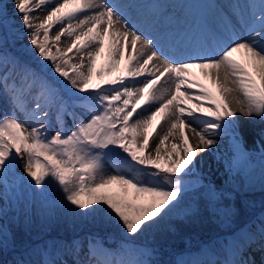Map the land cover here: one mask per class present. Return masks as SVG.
Segmentation results:
<instances>
[{
	"label": "snow or ice",
	"instance_id": "snow-or-ice-1",
	"mask_svg": "<svg viewBox=\"0 0 264 264\" xmlns=\"http://www.w3.org/2000/svg\"><path fill=\"white\" fill-rule=\"evenodd\" d=\"M10 3L11 15L9 4L0 0V103L12 109L0 117V184L5 189L14 166L23 161L27 179L21 183L41 195L55 187L69 210L83 217L100 215L135 237L178 207L198 151L228 137L234 157L229 170L246 162L245 133L236 117L264 122V0L200 5L215 9L213 20L175 34L163 23L176 17L168 3ZM41 11L46 15L39 19ZM134 11L136 22L130 15ZM62 37L69 40L64 49ZM25 38L20 53L4 51L10 39ZM238 53L242 59H236ZM17 112L24 114L23 121ZM66 118L72 120L67 130ZM185 129L198 138L195 145ZM177 133L180 143L169 148ZM106 160L114 172H105ZM225 195L209 190L211 200ZM239 213L225 201V218ZM6 243L0 225V250ZM131 251L114 253L90 244L83 264H153L145 258L148 252L129 258ZM228 251L224 264H264V215L242 229Z\"/></svg>",
	"mask_w": 264,
	"mask_h": 264
},
{
	"label": "rangeland",
	"instance_id": "rangeland-1",
	"mask_svg": "<svg viewBox=\"0 0 264 264\" xmlns=\"http://www.w3.org/2000/svg\"><path fill=\"white\" fill-rule=\"evenodd\" d=\"M21 44H27V42L24 39L22 41L10 39L4 51L8 55L18 54L22 51ZM24 59L34 65L31 56H25ZM29 106H31V101H29ZM233 107H235L234 104ZM76 111L79 114L81 110L77 109ZM11 114V107L6 103H0V117ZM16 115L21 121L25 119L23 113L17 112ZM240 117L241 116L238 114L236 117L238 121L243 118ZM253 121L256 123L258 122L255 119ZM256 123H253V125L260 124L264 126V123ZM243 124L244 123H240V126ZM65 127L66 130L72 127L71 118H66ZM53 130H55V126ZM226 141H228L226 137L220 138L219 143L210 150L214 153L213 155L218 160L219 165L225 164L230 166L234 158L230 157L226 160V158L222 156L223 152L227 150L222 145V142ZM245 153L255 156L260 160L257 164L258 167L255 166L251 169L253 170V174L251 175H255L254 173L259 169H264V152L262 154H257L245 145ZM121 154L123 155V153ZM229 160L231 161L228 162ZM22 163L23 161L18 162L9 174V186L7 189H5L3 184H0V209H3V213L0 214V225H2L3 233L7 237L6 246L0 250V259L15 257L16 261L21 260L24 264H46V262L50 260H55L56 264H76L79 260L83 264V262L88 259V248L90 244H99L104 249L114 253H119L122 249L132 250L129 258H136L139 252H148L147 248L144 247L145 245L137 240L131 241L123 239L116 244L115 249L102 245L91 233L95 234L96 229L101 227L100 225L109 222L102 216L83 217L77 212L69 210L70 206L62 201V193L55 187L47 189L45 193L41 195L38 190L29 187L27 184L21 183L20 181L22 178L27 179L21 166ZM244 164L245 163L240 165L239 168L231 171L229 167H227V171L225 170L226 175L224 174L221 180L219 179L216 181H210L207 176L202 174L203 171L200 170L201 168L197 166L193 175L185 177L188 191L183 194V200L177 207L179 210L175 209L171 215H178L181 214V212H191L189 215L195 214V212L198 211V203L195 202L194 197L200 198L202 202L210 200L209 190H220L221 188H225L233 192L236 190L245 192L248 188L257 185L255 179L248 182L245 180L247 178H241L242 171H246ZM241 169L242 171H240ZM104 170L106 173L115 171L112 163L107 160L104 162ZM227 193L228 191H226V194ZM193 194H195V196ZM227 196L229 197V195ZM183 202L185 203L183 204ZM185 204L187 206H184ZM221 211L222 208H219L217 212L212 213V218L222 217ZM252 213L253 215L250 221L244 223L242 227L232 229L230 226L223 227L226 233L218 236L214 235V237L210 236L205 243L199 244L197 247H190L184 251L173 254L168 259L169 264H197L195 261L199 258H203L205 254L208 253L211 245H214L216 240L220 238L226 239V241L229 240V244L234 246L241 235V230L252 227L258 222L259 218L264 215V202L261 207L253 209ZM189 215L185 216L184 220L188 219ZM91 219H98L99 221V223L93 224L94 228L87 226L85 223V220L90 221ZM166 220L168 219L166 218L165 221ZM5 221L10 223L13 227L18 226L16 228L20 234H18L19 239L15 244H13V242L10 243L11 238L8 235V230H6V227L3 225ZM221 222L222 221H219L218 223L220 224ZM160 224L163 230H165V228L166 230L168 229L165 223ZM112 225L114 226L115 223ZM189 230L190 228L186 229L185 232L188 233ZM66 232L70 233L71 237L64 238L63 236ZM102 232L109 233L105 231V229H102ZM145 258L148 259V256Z\"/></svg>",
	"mask_w": 264,
	"mask_h": 264
},
{
	"label": "trees",
	"instance_id": "trees-1",
	"mask_svg": "<svg viewBox=\"0 0 264 264\" xmlns=\"http://www.w3.org/2000/svg\"><path fill=\"white\" fill-rule=\"evenodd\" d=\"M248 155V156H247ZM246 162L244 166L246 167V171H242L241 178H247L248 182H251L252 179L256 180L257 185L253 186L252 188H248L245 192H239L227 190L225 188H221L220 190H215L217 193L223 192L226 194L225 197L219 200H207L202 202L200 198H196L195 202L198 203V211L195 212L193 215L191 212H185L178 215L171 216V220H164L161 223H165L167 226V230L162 229L161 224L154 229L149 230L146 233H139L135 237H129L119 229L116 224L113 226L114 222L106 223L104 225H100L98 227V231L96 229L94 235L95 238L104 246L108 248L115 249L116 244L123 239L131 240V241H140L145 245L144 247L147 248L148 259L153 262V264H169L168 259L175 253L184 251L188 248H194L199 246V244H203L206 240L211 236L214 235L218 236L220 234L226 233L223 230V227L230 226V228H240L243 226L244 223L250 221L251 216L253 215L252 211L256 207L259 208L264 202V169H259L253 174V167H258V162L260 161L255 156L247 154ZM257 173V174H256ZM246 175V176H245ZM195 196V194H193ZM229 195V197L227 196ZM229 200L232 204L236 207L240 208V213L235 219H227L224 217V208H225V201ZM222 208L221 216L218 218H212V213L218 211V209ZM181 215V217H179ZM189 215L188 219L184 220L185 216ZM100 216V215H98ZM177 217L180 219L177 220ZM97 221V222H95ZM219 221H222L220 224ZM87 226L93 227V224L99 223L98 219H91L85 220ZM112 223V224H111ZM4 227L8 230V235L11 238V242L13 244L19 239L18 234L20 232L17 231L18 226L13 227L8 222H3ZM94 228V227H93ZM108 231L109 233L102 232V229ZM190 228L188 233L185 232L186 229ZM88 232V231H85ZM91 232V231H89ZM70 233L66 232L63 236L64 238L71 237ZM50 237V236H49ZM125 237V238H123Z\"/></svg>",
	"mask_w": 264,
	"mask_h": 264
},
{
	"label": "bare ground",
	"instance_id": "bare-ground-1",
	"mask_svg": "<svg viewBox=\"0 0 264 264\" xmlns=\"http://www.w3.org/2000/svg\"><path fill=\"white\" fill-rule=\"evenodd\" d=\"M5 2L9 4L8 13H9V15H11L12 14V9H11L10 0H5ZM127 2L135 3V4L171 3L172 4L171 8L173 10H175V7L177 6V2L173 4L172 1L168 2L167 0H127ZM227 2L228 1H226L225 3H227ZM185 3H187V1H182L181 2L183 7L188 6V4H185ZM178 7H180V6H178ZM44 15H46L45 12H43V11L39 12V19H42L44 17ZM130 15H131V18H132L133 22H136V20L138 18L137 13L134 11ZM191 16L192 15H190V17ZM183 18L187 19L185 11L182 9L180 11V13H179V16L176 18V20L174 21L173 24L168 23V21L166 19H165V21H163V23H164L165 27L170 29L171 34H173L174 31H176V29H181L183 27V24L181 22V20ZM39 19H37L35 22L39 23ZM18 21H19V18L17 17L16 18V22L18 23ZM58 27L59 26H57V28ZM183 29H185V27ZM55 31H56V29H53V33H55ZM24 40L27 42L26 38ZM68 45H69L68 38L62 37L59 46L62 49H64V48H67ZM240 57H241V55H240ZM75 59L78 61L79 57L77 56ZM98 63H103V58H101V60ZM154 63H156V62L154 61ZM204 83L208 84V86L211 87V84L209 82L204 81ZM240 118H242V116ZM254 119L258 121L257 123H264V122H261L259 119H256V118L252 119V118H244V117L242 119H239V123H244L243 125H241V130L245 133V145L248 146L249 149H251V151H253V152L257 153V154H262L264 152V135H262V133H264V128H263L264 126L260 125V124L253 125V123H256V122L253 121ZM165 130H166V125H162L161 129H159L158 132L162 135ZM185 132L188 135L191 143L193 145H195L197 143L198 138H196L188 129H185ZM226 138H227L228 141L222 142V145L227 149L224 152L231 157L233 152H232V149L230 147V140H229L228 137H226ZM224 140H226V139H224ZM156 142H158V140L154 139L153 147H154V144ZM171 142L180 143V138H179L178 133L176 135L175 140H172V138H170V142L168 144L169 148H170ZM162 153H163V150H162ZM213 154L214 153H212V150H210V149L208 151H206V152H203V153H200L198 151L196 167L199 166L201 168L200 170L203 171L202 174L207 176V178L210 181H216V180H219V179L221 180L223 175L224 174L226 175V171H227L226 169H227V167H229V165H225V164L219 165L218 160L216 159V157H214ZM218 158H220V157H218ZM184 203L185 202H183V204ZM184 206H187V205L185 204ZM177 210H179V209H177ZM181 214H182V212H181ZM171 216H173V215H171ZM171 216H170V218H171ZM174 216H175V214H174ZM179 217H181V215ZM170 218L168 217L167 219H170ZM178 219L179 218L177 217V220ZM222 241L223 240H221V244H223ZM224 242L226 244V247L224 249H219V248H216L215 245H211L208 253H206L203 258H199L195 262L197 264H224V261L227 258H229V251H228L229 246H232L231 244H229V240L226 241V239H225ZM258 258L259 257H257V259ZM0 264H24V263L21 260L20 261H16L15 257H13V258H7V259H0Z\"/></svg>",
	"mask_w": 264,
	"mask_h": 264
}]
</instances>
